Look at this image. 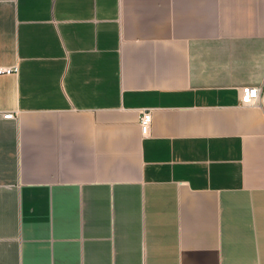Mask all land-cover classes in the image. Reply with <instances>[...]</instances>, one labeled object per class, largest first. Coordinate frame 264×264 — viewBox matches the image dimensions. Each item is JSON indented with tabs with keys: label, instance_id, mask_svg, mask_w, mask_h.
I'll return each mask as SVG.
<instances>
[{
	"label": "crops",
	"instance_id": "crops-1",
	"mask_svg": "<svg viewBox=\"0 0 264 264\" xmlns=\"http://www.w3.org/2000/svg\"><path fill=\"white\" fill-rule=\"evenodd\" d=\"M0 66V264H264V0H0Z\"/></svg>",
	"mask_w": 264,
	"mask_h": 264
},
{
	"label": "built area",
	"instance_id": "built-area-1",
	"mask_svg": "<svg viewBox=\"0 0 264 264\" xmlns=\"http://www.w3.org/2000/svg\"><path fill=\"white\" fill-rule=\"evenodd\" d=\"M17 70V66L3 67L0 66V74L9 73ZM241 103L243 105L258 106L264 111V87L263 86H243L241 88ZM6 118L15 117L13 113L4 115ZM152 110L143 108L140 111L139 123L143 135H149L152 124Z\"/></svg>",
	"mask_w": 264,
	"mask_h": 264
}]
</instances>
